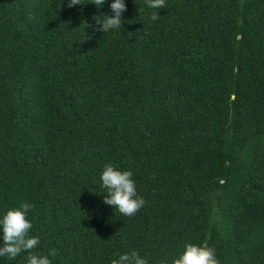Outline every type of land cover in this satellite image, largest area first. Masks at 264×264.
I'll use <instances>...</instances> for the list:
<instances>
[{
  "label": "trees",
  "instance_id": "trees-1",
  "mask_svg": "<svg viewBox=\"0 0 264 264\" xmlns=\"http://www.w3.org/2000/svg\"><path fill=\"white\" fill-rule=\"evenodd\" d=\"M112 2L0 0V216L34 204L52 264L187 242L264 264V0H124L104 33ZM109 163L133 173L134 216L103 202Z\"/></svg>",
  "mask_w": 264,
  "mask_h": 264
},
{
  "label": "clouds",
  "instance_id": "clouds-1",
  "mask_svg": "<svg viewBox=\"0 0 264 264\" xmlns=\"http://www.w3.org/2000/svg\"><path fill=\"white\" fill-rule=\"evenodd\" d=\"M105 0H68V7L75 5L83 6L93 3L98 7ZM147 5L152 9L165 8V0H147ZM112 15H105L101 19L96 18L97 24L104 33L109 30H118L122 25V13L127 10L124 0H113L110 4ZM151 20L159 19L157 12H153ZM131 170H121L113 164H106L101 172L100 180L106 189L103 202L118 210L123 216H134L146 203L143 197L137 194L136 184ZM35 205L22 201L18 207H8L0 216V230H2V246H0V257L7 261H14L22 252L27 253L26 264H52V259L57 256L55 248L49 249L47 253L33 251L40 244V237L31 235L33 227L28 213ZM111 264H149L148 260L141 256L137 250L119 254L118 258L112 259ZM156 264H220L216 257L215 249L207 244H195L187 242L183 251L176 257L160 258Z\"/></svg>",
  "mask_w": 264,
  "mask_h": 264
}]
</instances>
